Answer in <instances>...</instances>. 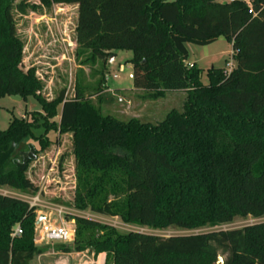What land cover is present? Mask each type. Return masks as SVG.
<instances>
[{
	"label": "trees",
	"instance_id": "16d2710c",
	"mask_svg": "<svg viewBox=\"0 0 264 264\" xmlns=\"http://www.w3.org/2000/svg\"><path fill=\"white\" fill-rule=\"evenodd\" d=\"M38 2L76 6V51L87 50L99 60L131 52L134 90L186 93L182 111L172 110L156 124L103 116L78 91L67 99L63 90L47 101L37 94L42 86L34 70L22 68L14 0H0V98L33 97L44 113L60 105L53 129L71 138L72 199L55 203L153 230L264 218V0ZM15 8L24 13L26 7ZM219 38L231 45L234 67L228 73L208 69L203 85L202 70L186 64L187 46L205 47ZM35 128L25 118H12L0 132V189L38 193L28 173L49 142L34 137ZM27 136L40 150L30 145L17 153ZM35 212L26 201L0 193V264H30L45 253L34 243ZM74 220L75 252L105 254V264H264V222L160 237L119 234L92 220ZM17 226L21 235L12 238ZM58 246L63 253L71 250Z\"/></svg>",
	"mask_w": 264,
	"mask_h": 264
},
{
	"label": "rangeland",
	"instance_id": "374dc122",
	"mask_svg": "<svg viewBox=\"0 0 264 264\" xmlns=\"http://www.w3.org/2000/svg\"><path fill=\"white\" fill-rule=\"evenodd\" d=\"M173 2L175 0H169ZM223 2L224 0H219ZM24 3V13H19L16 6ZM37 5L34 10L30 6ZM16 27V34L23 45L22 68L34 70L42 89L37 94L47 101L55 99L64 90L65 97L71 99L78 91L83 101L92 103L101 110L103 116H109L121 122L135 119L141 123L156 124L161 122L172 110L181 112L186 100L185 92L160 93L151 95L142 91L133 90L131 80V66L129 60L132 54L129 51L114 52L113 61L109 58L99 60L87 50H77L74 42V29L77 19L76 6L51 5L42 6L38 0H14L12 10ZM188 59L186 64H196L201 69L200 80L203 85L208 84L206 72L210 68L226 69L229 63L234 67L231 59V45L223 38L209 46L197 47L188 45ZM103 72V74H102ZM116 76V78H113ZM60 105L51 113H44L39 103L33 97L20 101L11 100L10 96L0 98V132L8 129L12 118L31 122L35 129L32 134L49 142L48 148L42 151L38 160L30 169L28 176L39 188L38 193L24 194L20 191L4 189L8 194L22 200L38 196L43 206L35 212V224L39 214L47 215L48 207L60 206L65 209L62 216L71 230L70 238L64 246H70L69 253H63L58 243L47 244L40 240L41 225H35V246L45 253L65 254L68 257H57V261L67 264H102L90 249L78 253L73 249L76 240V223L74 217L85 218L114 228L119 234L140 232L160 237L177 235H196L213 231H227L264 222V218L252 217L236 218L231 223L213 228L179 229L165 227L162 229L140 228L126 225L118 218H110L90 213L89 211L74 210L71 205L65 207L57 201L68 202L72 199L74 185V165L71 156L70 135L59 136L53 126L58 125ZM33 145L40 150V144L27 136L22 139L17 153L27 151ZM62 155H65L62 170L58 165ZM3 190V189H2ZM3 195V191L1 192ZM8 195V196H11ZM13 196V197H14ZM54 213L49 215L56 219ZM62 245V244H61ZM105 256V254H104ZM56 258V257H55ZM221 260V259H220ZM105 257L104 262L105 264ZM222 261V260H221Z\"/></svg>",
	"mask_w": 264,
	"mask_h": 264
},
{
	"label": "built area",
	"instance_id": "2783aa9c",
	"mask_svg": "<svg viewBox=\"0 0 264 264\" xmlns=\"http://www.w3.org/2000/svg\"><path fill=\"white\" fill-rule=\"evenodd\" d=\"M229 2H233V0H228ZM248 3V0H243ZM251 13V11H249ZM255 16V15H254ZM226 69L227 73L232 70V65L227 63L226 64ZM113 78H116L114 76ZM26 203L30 208H35L36 210L38 208H46L43 206L41 203L40 199L38 196H33L25 200ZM49 214L47 216V219L42 223L41 225V238L40 240L42 242H45L47 244H53V243H58V244H65L70 238V233L71 230L68 227L66 221L63 220L62 216L65 215V209L60 207V206H55V207H48ZM54 213L56 219H52L49 215L51 213ZM21 235V229L19 226L15 227L11 237H19Z\"/></svg>",
	"mask_w": 264,
	"mask_h": 264
},
{
	"label": "crops",
	"instance_id": "0c3cea01",
	"mask_svg": "<svg viewBox=\"0 0 264 264\" xmlns=\"http://www.w3.org/2000/svg\"><path fill=\"white\" fill-rule=\"evenodd\" d=\"M188 47V46H187ZM187 51H188V48H187ZM192 65H194L196 68H197V66H196V64L195 63H193ZM192 65H189V66H192ZM131 91H137V90H131ZM3 189V190H2ZM4 189H7V188H1L0 189V193L3 191V193L4 194H8L7 192H5V190ZM8 195H11V194H8ZM11 196H14V195H11ZM14 197H16V196H14ZM40 216H44L45 217V220L47 219V215H41V214H39V217ZM44 220V221H45ZM56 257V258H55ZM57 257L59 258V257H68V256H66L65 254H50V253H44V254H41V255H39V256H37V257H35L31 262H30V264H67V263H65L64 261L61 263V262H59V261H57L58 259H57ZM104 254H99L98 255V260L100 261V262H102V264H103V262H104ZM59 259H62V258H59Z\"/></svg>",
	"mask_w": 264,
	"mask_h": 264
},
{
	"label": "water",
	"instance_id": "95a60500",
	"mask_svg": "<svg viewBox=\"0 0 264 264\" xmlns=\"http://www.w3.org/2000/svg\"><path fill=\"white\" fill-rule=\"evenodd\" d=\"M113 59H114L113 56H111L110 59H109V61L112 62ZM10 98L13 101H20L21 100V97H19V96H11ZM43 220H45V217L44 216H40L35 225L36 226H39Z\"/></svg>",
	"mask_w": 264,
	"mask_h": 264
}]
</instances>
